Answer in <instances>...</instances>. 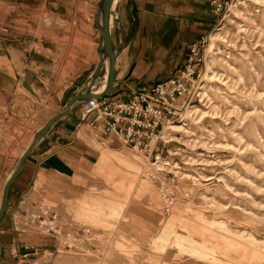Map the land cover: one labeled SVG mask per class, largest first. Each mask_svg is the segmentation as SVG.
<instances>
[{
  "label": "rangeland",
  "instance_id": "1",
  "mask_svg": "<svg viewBox=\"0 0 264 264\" xmlns=\"http://www.w3.org/2000/svg\"><path fill=\"white\" fill-rule=\"evenodd\" d=\"M219 18L198 49V95L178 100L185 125L157 128L149 151L79 117L105 133L77 191L21 211L34 247L15 263L264 264V0Z\"/></svg>",
  "mask_w": 264,
  "mask_h": 264
},
{
  "label": "crops",
  "instance_id": "2",
  "mask_svg": "<svg viewBox=\"0 0 264 264\" xmlns=\"http://www.w3.org/2000/svg\"><path fill=\"white\" fill-rule=\"evenodd\" d=\"M98 0H0V200L2 187L34 133L85 84L97 61ZM115 3V4H113ZM110 95L169 78L188 47L212 29L209 0H114ZM80 105L34 144L8 191L0 220V264L34 247L19 216L37 202L63 201L80 185L93 156L90 138L105 133L79 123ZM70 196V195H69ZM36 202V203H35Z\"/></svg>",
  "mask_w": 264,
  "mask_h": 264
},
{
  "label": "built area",
  "instance_id": "3",
  "mask_svg": "<svg viewBox=\"0 0 264 264\" xmlns=\"http://www.w3.org/2000/svg\"><path fill=\"white\" fill-rule=\"evenodd\" d=\"M243 2L244 0H209V6L217 20L221 14L229 12L231 7H236V3ZM205 38L206 36L200 43L190 46L184 64L170 78L134 90L127 99L117 97L86 100L82 104L80 120L90 117L91 124L101 125L104 130L117 134L127 146L140 152L149 151L152 140L157 137V128L160 132L175 120L181 126L185 125L181 114L184 102L179 103L178 100L189 98V102L195 94L198 95L199 79L196 78L199 70L196 65L198 62L203 63V56L198 49L204 44ZM30 215V221L38 218L35 213ZM51 216L46 222H53L55 214ZM44 223L45 220L39 222Z\"/></svg>",
  "mask_w": 264,
  "mask_h": 264
},
{
  "label": "water",
  "instance_id": "4",
  "mask_svg": "<svg viewBox=\"0 0 264 264\" xmlns=\"http://www.w3.org/2000/svg\"><path fill=\"white\" fill-rule=\"evenodd\" d=\"M114 0H98L96 11V28L100 33V46L98 48V61L88 80L81 88L76 90L64 103L62 110L50 117L33 135L31 142L20 155L12 172L7 177L0 200V220L4 214L8 201V191L11 182L22 168L25 157L29 154L34 144L50 129L60 118L67 116L81 102L88 99H102L111 92L114 79L115 43L110 31V10ZM105 69L102 82L100 73ZM104 82V83H103ZM103 83L102 88L100 85Z\"/></svg>",
  "mask_w": 264,
  "mask_h": 264
},
{
  "label": "bare ground",
  "instance_id": "5",
  "mask_svg": "<svg viewBox=\"0 0 264 264\" xmlns=\"http://www.w3.org/2000/svg\"><path fill=\"white\" fill-rule=\"evenodd\" d=\"M113 4H115V3H113ZM104 83V82H103ZM103 83L100 85V88H102V86H103Z\"/></svg>",
  "mask_w": 264,
  "mask_h": 264
}]
</instances>
